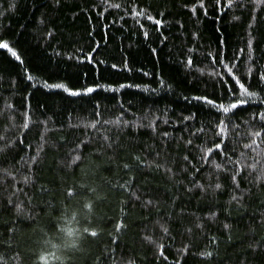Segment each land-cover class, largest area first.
I'll list each match as a JSON object with an SVG mask.
<instances>
[{
    "label": "trees",
    "instance_id": "16d2710c",
    "mask_svg": "<svg viewBox=\"0 0 264 264\" xmlns=\"http://www.w3.org/2000/svg\"><path fill=\"white\" fill-rule=\"evenodd\" d=\"M196 2L144 0L154 15L164 13L157 17L164 22L160 33L141 18L150 32L145 40L129 13L104 12L100 0H62L58 7L54 0H0V37L16 48L38 80L87 73L89 84L134 85L115 93L98 90L91 97L47 94L28 87L17 75L23 68L0 50V264H264V181L256 179L264 175V152L243 148L249 142L244 121L264 111V105L259 100L245 105L247 111L233 118L239 132L231 131L225 141L232 160L244 152L249 163L260 161L255 172L246 169L237 177L239 190L230 175L212 164L214 159L226 165L223 155L201 163L197 146H212L213 131L206 127L203 134L191 136L214 117L200 112L199 122L180 120L189 115L184 96L212 92L213 67L205 54L218 51L221 38L231 57L246 47L251 31L255 55H264V11L256 7L250 15L244 7L249 0H237L223 14L209 4L205 17L198 8L195 15L190 11ZM101 12L105 18L98 20ZM41 19L52 25L46 29ZM53 27L56 35L49 38L45 32ZM90 31L91 41L100 44L94 59L105 61L95 70L87 63L77 68L67 59L77 48L90 50ZM189 48L194 49L192 68L184 65ZM124 57L132 72L108 67ZM248 63L243 56L240 72ZM141 68L151 75L143 76ZM95 105L100 116L93 115ZM25 111L31 117L26 135ZM117 117L129 125L104 123ZM97 120V128L88 126ZM41 121H47L46 128ZM152 121L155 131L148 126ZM216 183L222 187L215 189ZM233 195L242 199L233 201ZM117 224L125 227L117 231ZM93 230L95 237L89 234ZM149 236L155 243L145 238ZM160 244L167 259L158 252ZM186 244L191 250L181 256L177 250ZM203 250L213 251L214 257L199 256Z\"/></svg>",
    "mask_w": 264,
    "mask_h": 264
},
{
    "label": "snow or ice",
    "instance_id": "6c2138e0",
    "mask_svg": "<svg viewBox=\"0 0 264 264\" xmlns=\"http://www.w3.org/2000/svg\"><path fill=\"white\" fill-rule=\"evenodd\" d=\"M62 0H54V7H58L61 4ZM237 3V0H197V2L193 5L190 11L195 15L197 8L203 12L205 17L209 14V4L211 5L212 11H217L221 14L225 10H231L234 4ZM144 4L143 7L141 5ZM106 5L104 8V12H109L110 10H121L124 9L127 13L131 15V17L136 21L138 27L144 37L145 40L150 39V32L145 28V24L141 22V18L143 20L149 22L151 25L155 26V30L157 33H160L161 28L163 27V20L159 17H163V12H156L154 15L151 11V4H145L144 0H123V2H110V0H100V5ZM11 7H15L14 4ZM247 7L251 15V10L259 7L262 11H264V0H249ZM103 12L98 13L97 19H104ZM90 19V18H89ZM120 19H124L123 16ZM253 20H257V16H252ZM259 22V21H258ZM115 23V21H113ZM40 25H44L47 29L49 25H52V21L45 19H41L39 21ZM249 29L253 28V25L250 23L248 25ZM94 31V28H93ZM45 35L49 38L54 37L56 35L54 27L52 30H47ZM249 38L246 41V47L237 49L233 52L232 56L229 57L227 55V47L223 38L219 40V50L218 51H209L207 52L206 58H211V64L213 67V71L211 76L214 78V86L212 92H208L205 90L203 93L199 95H193L191 97L184 96L183 99L187 101V104L190 106L187 110L189 111V115H182L180 120L183 121H197L198 113L206 112L209 117H214V122L209 120V122L205 124H201L200 127L196 129L195 132L191 133L192 137H198L200 134H203L207 128H210L214 137L211 141L212 146L209 147H201L197 146L198 150L201 153V163H207L210 158L213 156L223 155L227 164H219L213 159L212 164L215 169L224 171L228 175L231 176L232 183L235 188L239 190V182L237 181V177L240 176L246 169H251L252 172L256 171V166L260 161H256V163H249L247 159H245V153L241 152L240 156L232 160L228 155V144L225 143L228 140L231 131L239 132L240 126L238 124L233 123V118L238 116L239 112L247 111L245 105L251 107L255 101L259 100L261 105H264V63H259L258 61H264V55L257 57L255 55L256 48L254 47V43L256 41V37L251 33H248ZM92 32H89L90 38V50L83 51L82 49L77 48L74 51L73 55L67 57L68 60L75 61V66L79 68V66L87 63L93 66L95 70L97 65L104 64L103 60L94 59V54L98 52L100 49V44L95 41H91ZM164 39H167L166 37ZM0 50H4L5 53L10 57L11 60L15 61L18 67H22L23 71L18 72L17 75L24 81L27 82L28 87L34 90H45L47 94H65L67 97H91L92 94L96 93L98 90L111 91L113 93L126 89L132 88L134 85L132 84H124L119 83L117 87H113L109 84L107 87L100 84L98 80H93L91 84L86 82L87 73H82L79 76L74 77H55L49 76L47 79L38 80L34 77L31 72L28 70V66L25 64L21 54L16 50V48L10 44L7 39L0 37ZM194 49L189 48L187 50L186 60L184 61V65L186 68L193 67V59L191 53H193ZM153 55L156 54V49H151ZM55 55L61 56L62 53L56 52ZM246 55L247 61L250 62L245 65L246 71L240 72V61L243 56ZM83 57V58H81ZM108 67L115 72H132L133 68L129 64V60L127 57H124L120 64L112 63L108 65ZM138 71L143 76L151 75L150 72L145 71L143 68L138 69ZM240 73V74H238ZM83 77V79H82ZM62 81V82H57ZM231 81V83L229 82ZM158 83L161 87L166 86V81L161 78ZM218 85V87L216 86ZM148 90V89H145ZM155 91V90H153ZM31 95V93H29ZM195 102V103H194ZM47 109V105L44 106ZM99 108V105L94 106L93 115L100 116L101 113L96 111ZM192 108H196V111H191ZM21 115L24 117V123L22 124L23 129L25 130V135L30 130V114L28 112H22ZM168 120H165L164 123H168ZM256 122V123H253ZM35 124V121L31 122ZM47 126V121H41ZM100 123L99 120L92 122L89 127L97 128V125ZM105 124L113 123L117 126H120L123 123L124 126L129 125V121L124 120L121 121L120 117H117L115 121H104ZM245 125L248 128V131L244 133V136L247 137V143L243 144L244 149H248L250 151H256L257 149L260 152H264V111H256L254 112L247 121H244ZM155 131V122L152 121L148 125ZM47 130V129H46ZM164 136L167 137L168 133H164ZM3 137H0V140H3ZM43 139V136H41ZM107 140L108 137H105ZM219 140V142H216ZM192 139H188L186 144L191 145ZM19 143H23V140L19 141ZM111 146V145H110ZM0 151H4V149H0ZM260 152H257V155H260ZM232 155H235V151L233 150ZM76 160H79L80 157H76ZM184 159L187 161L188 157L185 156ZM254 159V158H253ZM32 162H36V157L31 158ZM137 161H140V157H136ZM231 165V167H228ZM125 168H129L128 164L124 165ZM160 167L157 165V168ZM171 172V169H168ZM196 172H199L200 169L196 168ZM257 182L264 181V175H258L256 177ZM25 183L28 182V177H24ZM123 187V186H121ZM197 187L203 188V185H197ZM222 185L220 183L215 184V189H220ZM191 191V189H189ZM69 195H74L73 192H69ZM139 199V196L136 197ZM242 199L241 197H237L236 195L232 196L233 201L239 202ZM11 202V201H9ZM148 204H151L152 201H148ZM85 207L91 209L90 204H86ZM17 211L20 212L21 208L17 205ZM214 215V213H213ZM122 227H125L123 224H117L116 228L119 231ZM227 228L228 225H225ZM162 231L164 233H168L169 229L163 225H161ZM189 231H191L189 229ZM85 232H88V229H85ZM71 234V233H70ZM92 237L98 235L96 231H91L89 233ZM150 242L152 238L145 237ZM212 242L215 243V238H212ZM164 245L160 244L158 246V252L160 256L167 259L164 256ZM191 250V245H185L182 249H178V253L181 256H186ZM198 255L204 258H213L214 252L203 250L198 252ZM128 264H134V262L129 261Z\"/></svg>",
    "mask_w": 264,
    "mask_h": 264
}]
</instances>
